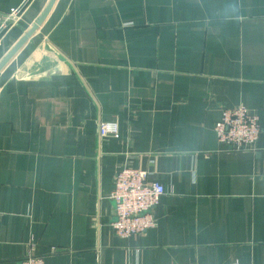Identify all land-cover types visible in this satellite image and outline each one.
Segmentation results:
<instances>
[{
	"label": "crops",
	"instance_id": "0c3cea01",
	"mask_svg": "<svg viewBox=\"0 0 264 264\" xmlns=\"http://www.w3.org/2000/svg\"><path fill=\"white\" fill-rule=\"evenodd\" d=\"M51 2L28 0L0 33V65ZM238 106L260 121L252 152L216 138ZM124 167L166 190L155 228L125 240L111 200ZM30 252L264 264V0H55L0 69V264Z\"/></svg>",
	"mask_w": 264,
	"mask_h": 264
},
{
	"label": "built area",
	"instance_id": "2783aa9c",
	"mask_svg": "<svg viewBox=\"0 0 264 264\" xmlns=\"http://www.w3.org/2000/svg\"><path fill=\"white\" fill-rule=\"evenodd\" d=\"M0 14V31L6 30L20 13ZM116 124L100 126L102 136L114 134ZM218 142L232 152H252L261 135L259 118L246 107L223 108L222 118L215 126ZM166 195L163 185L150 178L147 171L124 167L115 177V190L111 200L115 203V221L112 228L120 239L138 237L155 228L153 210ZM17 264H44L42 258L28 253Z\"/></svg>",
	"mask_w": 264,
	"mask_h": 264
},
{
	"label": "water",
	"instance_id": "95a60500",
	"mask_svg": "<svg viewBox=\"0 0 264 264\" xmlns=\"http://www.w3.org/2000/svg\"><path fill=\"white\" fill-rule=\"evenodd\" d=\"M55 2V0H52L50 6L46 9L45 13L43 14V16L41 17V19L39 20V22L37 23V25L33 28L32 32L28 35H26L23 40L18 44V46L16 47V49H14L11 54H9V56H7L5 58V60L2 62V64L0 65V69L7 63V61L13 56V54L15 53V51L29 38V36L36 30V28L43 22V20L46 18V16L49 14V12L51 11V8L53 6V3ZM28 3V0L24 3V5L21 7L20 11L25 7V5ZM2 31H0L1 33Z\"/></svg>",
	"mask_w": 264,
	"mask_h": 264
}]
</instances>
